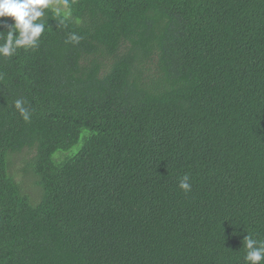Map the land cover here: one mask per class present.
<instances>
[{"label": "trees", "instance_id": "trees-1", "mask_svg": "<svg viewBox=\"0 0 264 264\" xmlns=\"http://www.w3.org/2000/svg\"><path fill=\"white\" fill-rule=\"evenodd\" d=\"M43 19L38 48L0 55V264H246L264 0H68Z\"/></svg>", "mask_w": 264, "mask_h": 264}, {"label": "clouds", "instance_id": "clouds-1", "mask_svg": "<svg viewBox=\"0 0 264 264\" xmlns=\"http://www.w3.org/2000/svg\"><path fill=\"white\" fill-rule=\"evenodd\" d=\"M56 3L68 6V0H0V18L11 17L13 23L8 24L0 19V27L7 28L0 42V55L5 57L13 56L20 48L35 49L39 47V41L45 31L47 21L45 10ZM61 9L56 8V14L60 15ZM71 13L65 12V19ZM81 37L71 33L66 42L79 43ZM15 107L20 111L22 118L27 122L31 119V113L24 107V101L17 99ZM190 177L185 174L179 182V188L184 192L191 191ZM243 246L246 249L244 260L246 264H261L264 261V241L254 239L250 233L243 238Z\"/></svg>", "mask_w": 264, "mask_h": 264}, {"label": "rangeland", "instance_id": "rangeland-1", "mask_svg": "<svg viewBox=\"0 0 264 264\" xmlns=\"http://www.w3.org/2000/svg\"><path fill=\"white\" fill-rule=\"evenodd\" d=\"M18 162H19V161H18ZM19 165H20V162H19V163H17V164L14 166V168H13V169H14V170H16L17 168H19ZM14 170H13V171H14ZM16 177H17V178H18V180L20 181V179H21V176H20V175H18V176L16 175ZM32 191H33V188H30V189H29V192H32Z\"/></svg>", "mask_w": 264, "mask_h": 264}]
</instances>
